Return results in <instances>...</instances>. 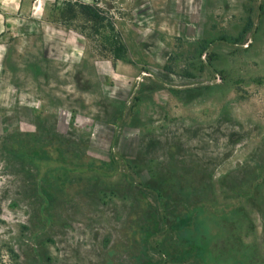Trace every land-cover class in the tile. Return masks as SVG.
I'll list each match as a JSON object with an SVG mask.
<instances>
[{
	"label": "rangeland",
	"instance_id": "374dc122",
	"mask_svg": "<svg viewBox=\"0 0 264 264\" xmlns=\"http://www.w3.org/2000/svg\"><path fill=\"white\" fill-rule=\"evenodd\" d=\"M45 1L79 49L8 22L0 264H264V0Z\"/></svg>",
	"mask_w": 264,
	"mask_h": 264
},
{
	"label": "crops",
	"instance_id": "0c3cea01",
	"mask_svg": "<svg viewBox=\"0 0 264 264\" xmlns=\"http://www.w3.org/2000/svg\"><path fill=\"white\" fill-rule=\"evenodd\" d=\"M8 2L9 10L4 9L0 5V48L2 43L5 42L6 34H8L6 31H12V26L8 22L11 21L14 24L19 22L17 24L19 25L21 21H30L31 27L30 31L26 30L27 28L19 29L16 35L11 36L13 40L10 41L7 51H4V53H11L13 43H19L23 39L29 40L32 44L30 53L38 54L47 63H54V61H47L49 58L56 59V61L65 60L62 51L66 48L69 49L70 44L74 46V51L79 49L78 46L75 47L78 44L75 37V35L78 36L77 33L56 25L41 12L36 13V11L41 9V4L44 5L46 3L45 0L44 3H42V0H9ZM24 30L27 31L28 37L26 38L24 37L26 36ZM71 41H74V44ZM54 52L57 54L51 55ZM74 55L75 53H72L71 56Z\"/></svg>",
	"mask_w": 264,
	"mask_h": 264
},
{
	"label": "trees",
	"instance_id": "16d2710c",
	"mask_svg": "<svg viewBox=\"0 0 264 264\" xmlns=\"http://www.w3.org/2000/svg\"><path fill=\"white\" fill-rule=\"evenodd\" d=\"M76 7L78 8V10L82 16H84L85 18H87L91 21H96V20L100 19L98 17V15L96 14L95 10L91 6L79 4V5H76ZM247 20L248 21H247L246 27L244 29V32H247L252 26L251 19L248 18ZM115 59L118 60V54L117 55L115 54ZM164 70H167V67H164ZM201 252H203V251H201Z\"/></svg>",
	"mask_w": 264,
	"mask_h": 264
}]
</instances>
